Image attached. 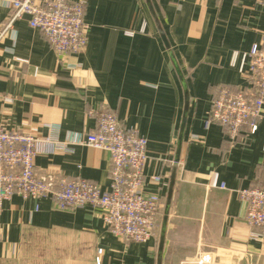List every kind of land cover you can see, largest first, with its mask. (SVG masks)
Returning a JSON list of instances; mask_svg holds the SVG:
<instances>
[{"label":"crops","instance_id":"1","mask_svg":"<svg viewBox=\"0 0 264 264\" xmlns=\"http://www.w3.org/2000/svg\"><path fill=\"white\" fill-rule=\"evenodd\" d=\"M10 1L0 0V23ZM83 1L78 54L61 60L26 15L0 38V123L43 140L34 169L52 188L82 177L107 189L108 152L80 140L97 111L113 112L147 138L143 187L161 196L162 213L136 243L114 236L97 206L14 195L0 210V264H185L204 252L218 264H264V233L245 221L238 195L264 187V110L244 143L207 123L222 88L249 86L246 54L264 42V0ZM155 175L160 185L148 181Z\"/></svg>","mask_w":264,"mask_h":264},{"label":"built area","instance_id":"2","mask_svg":"<svg viewBox=\"0 0 264 264\" xmlns=\"http://www.w3.org/2000/svg\"><path fill=\"white\" fill-rule=\"evenodd\" d=\"M84 5L83 0H11L10 12L0 23V38L13 30L16 20L26 15L28 25L40 31L63 60L68 55L78 54L86 45ZM246 55L245 74L249 86L233 90L222 88L209 106L207 123L221 125L231 143L246 142L247 137L256 132L264 110V42L253 44ZM13 100L10 96L2 98L6 104H12ZM95 117L96 128L80 141L108 152L107 189L82 177H61L57 187L52 188L34 169V158L43 140L17 129H6L0 123V210L3 202L14 195L24 199L50 196L58 208L97 206L114 236L123 241L146 242L153 236L162 207L161 196L145 192L143 187L147 138L136 128L122 126L109 110H99ZM148 181L158 185L162 182L158 175L150 176ZM238 195L245 221L264 233V187L242 188ZM96 264H100L98 257ZM185 264L218 263L210 253L204 252Z\"/></svg>","mask_w":264,"mask_h":264},{"label":"water","instance_id":"3","mask_svg":"<svg viewBox=\"0 0 264 264\" xmlns=\"http://www.w3.org/2000/svg\"><path fill=\"white\" fill-rule=\"evenodd\" d=\"M160 34H161V38L166 43L165 35H164V33L161 30H160ZM176 69H178V68H176ZM174 181H175V173L172 174V176H171L170 183H169V186H168V192H167L166 200H165V203H164V215H163V219H162V223H161V227H160L159 249H161V247L163 245L162 243H163V239H164L167 214H168V209H169V205H170V201H171L172 189H173Z\"/></svg>","mask_w":264,"mask_h":264},{"label":"trees","instance_id":"4","mask_svg":"<svg viewBox=\"0 0 264 264\" xmlns=\"http://www.w3.org/2000/svg\"><path fill=\"white\" fill-rule=\"evenodd\" d=\"M164 209V208H163ZM159 212H161L162 213V208L159 210ZM156 226H157V221H156V224H155V228H156ZM155 231V230H154Z\"/></svg>","mask_w":264,"mask_h":264}]
</instances>
